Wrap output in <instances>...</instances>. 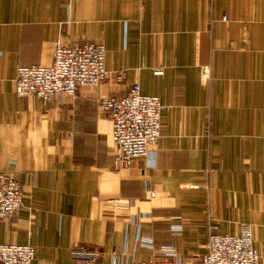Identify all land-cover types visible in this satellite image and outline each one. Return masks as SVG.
Wrapping results in <instances>:
<instances>
[{"label": "crops", "instance_id": "crops-1", "mask_svg": "<svg viewBox=\"0 0 264 264\" xmlns=\"http://www.w3.org/2000/svg\"><path fill=\"white\" fill-rule=\"evenodd\" d=\"M86 40L105 45V80L48 99L15 92L17 64ZM133 82L166 105L161 135L154 156L116 167L98 101ZM0 171L22 189L0 242L31 243L34 264H75L74 243L101 264L160 258L164 245L198 264L210 225L235 233L241 221L264 264V0H0Z\"/></svg>", "mask_w": 264, "mask_h": 264}, {"label": "built area", "instance_id": "built-area-1", "mask_svg": "<svg viewBox=\"0 0 264 264\" xmlns=\"http://www.w3.org/2000/svg\"><path fill=\"white\" fill-rule=\"evenodd\" d=\"M225 18V15L222 16ZM105 45L86 40L65 44L56 41L53 60L49 64H17L14 89L18 95H37L48 99L56 94H75L82 85H95L108 76L104 64ZM155 74L163 72L162 66L152 68ZM204 77L210 73L209 66L202 68ZM122 72L117 73L121 78ZM100 108L111 119V138L116 146L113 163L116 167L127 166L136 158L153 154L162 129V110L166 105L155 94L140 91L139 83L133 82L122 96L107 95L99 99ZM155 154V153H154ZM153 154V156H154ZM189 187L203 188L196 183ZM153 195L154 192L150 191ZM22 189L10 171H0V217L11 219L21 206ZM128 201L121 197L108 200V205L125 207ZM142 218L144 213L139 214ZM133 220V217H131ZM137 225L134 240L141 246L153 247L151 236L143 235ZM181 224L170 225L171 231L180 230ZM206 251L198 264H257L259 253L253 245L252 224L239 222L235 233H219L216 225H210ZM160 258L137 259L130 264H178V253L164 245ZM71 254L75 264H101V253L96 247L74 243ZM35 248L31 243L0 242V264H34Z\"/></svg>", "mask_w": 264, "mask_h": 264}]
</instances>
